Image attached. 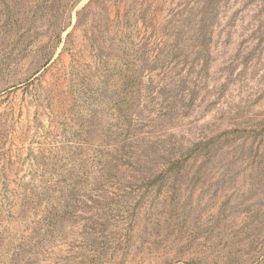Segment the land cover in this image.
<instances>
[{"label": "rangeland", "instance_id": "rangeland-1", "mask_svg": "<svg viewBox=\"0 0 264 264\" xmlns=\"http://www.w3.org/2000/svg\"><path fill=\"white\" fill-rule=\"evenodd\" d=\"M0 264H264V0H0Z\"/></svg>", "mask_w": 264, "mask_h": 264}, {"label": "trees", "instance_id": "trees-1", "mask_svg": "<svg viewBox=\"0 0 264 264\" xmlns=\"http://www.w3.org/2000/svg\"><path fill=\"white\" fill-rule=\"evenodd\" d=\"M203 21L205 22L204 18H203ZM204 22L201 27L202 30L207 25V23L206 22L204 23ZM185 106H188V105H185ZM236 125H238V123ZM235 131L239 132L238 129H236ZM220 139H221V135L219 134L218 136L214 138H210L207 140H202L200 142L194 143L192 147L191 146L190 147L180 146V148L175 149L173 153L169 152V150L172 149L171 147L167 151L163 150L166 152V154H163V152H161L160 157H158V159L161 162H165L169 166L168 169L170 171L175 170V169L180 170L183 167V164L189 159L197 160L198 158H203V159H208V161H211L215 157L214 152H217L218 150L217 146L220 144H217V143L220 141ZM179 154H180V157H178ZM82 217H87V216L85 215ZM86 219H87V224L83 227V230H85L84 233L90 236L88 239L91 244L92 243L96 244V233H99L103 230H97L95 215H90ZM54 227H57V226H54Z\"/></svg>", "mask_w": 264, "mask_h": 264}]
</instances>
